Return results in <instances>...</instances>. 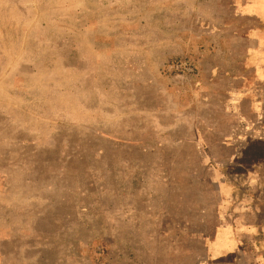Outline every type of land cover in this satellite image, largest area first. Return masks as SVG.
Here are the masks:
<instances>
[{"label":"rangeland","instance_id":"obj_1","mask_svg":"<svg viewBox=\"0 0 264 264\" xmlns=\"http://www.w3.org/2000/svg\"><path fill=\"white\" fill-rule=\"evenodd\" d=\"M231 1L0 0V264L192 263L205 234L151 231L186 214L167 194L189 193L202 229V194L206 223L218 195L207 179L264 160L262 121L229 166L202 146L236 135H192L238 125L191 85L211 30L234 33Z\"/></svg>","mask_w":264,"mask_h":264},{"label":"crops","instance_id":"obj_2","mask_svg":"<svg viewBox=\"0 0 264 264\" xmlns=\"http://www.w3.org/2000/svg\"><path fill=\"white\" fill-rule=\"evenodd\" d=\"M231 3L233 10L229 21L234 33L229 39L222 38L223 31L229 28L227 20L211 30L206 46L199 53L202 58L199 61L201 76L197 83L191 84L195 91H202V104L230 106V110L225 112L226 119H223L238 122L230 129L208 126L201 132L195 127L192 130L194 138L237 136V145H231L234 141L224 144L221 140L215 144L204 142L202 146L204 152L227 151L226 161H219L223 166L236 163L238 155L247 151L249 144L248 138L244 139L245 135H250L251 141L258 140L254 133L256 127L251 128L248 122L264 120V0H232ZM240 23L244 24L241 32L237 27ZM216 35L217 40L214 38ZM241 122H246L244 128ZM248 125L251 130L247 129ZM258 160L243 177L227 178L220 174L216 179H207L208 184L213 183L218 189L216 204L212 207L215 210L213 223H206V212L211 204L205 194H202L198 209L201 212L199 218L206 226L196 230L194 198L189 199V193L180 194L182 198L168 193L171 202L175 203L172 208H179L181 203L180 207L185 210L186 214L180 217V228L175 224L160 228L162 223L156 221L151 231L205 234L196 240L202 250L197 254L190 251L194 254L191 264H264V160ZM141 196L149 202L158 199L159 194L143 192ZM146 207L152 208V205L147 204ZM161 215L166 217L164 212ZM183 248H188V245ZM176 249L179 253L178 246ZM172 259L169 264L175 262Z\"/></svg>","mask_w":264,"mask_h":264},{"label":"built area","instance_id":"obj_3","mask_svg":"<svg viewBox=\"0 0 264 264\" xmlns=\"http://www.w3.org/2000/svg\"><path fill=\"white\" fill-rule=\"evenodd\" d=\"M179 66H181L182 64H178ZM178 65H176V67H178ZM191 64H189L188 63V68L187 69H189L190 71H192L193 70V68H192V66H190Z\"/></svg>","mask_w":264,"mask_h":264},{"label":"flooded vegetation","instance_id":"obj_4","mask_svg":"<svg viewBox=\"0 0 264 264\" xmlns=\"http://www.w3.org/2000/svg\"><path fill=\"white\" fill-rule=\"evenodd\" d=\"M263 122H264V120H262V122H261L260 124H262V125H263V127H264V123H263Z\"/></svg>","mask_w":264,"mask_h":264}]
</instances>
